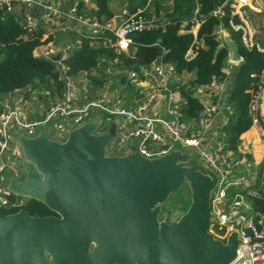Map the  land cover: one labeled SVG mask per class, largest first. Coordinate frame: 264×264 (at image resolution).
<instances>
[{
	"label": "built area",
	"instance_id": "obj_1",
	"mask_svg": "<svg viewBox=\"0 0 264 264\" xmlns=\"http://www.w3.org/2000/svg\"><path fill=\"white\" fill-rule=\"evenodd\" d=\"M19 1L28 3L32 0ZM64 1H68L67 17L72 25L86 32L90 38L105 33L111 34L116 51L126 50L130 36L135 32L156 27L163 28L167 23H175L174 20H167L166 17L177 0H161L160 4L166 11L155 13L151 4L148 11L136 9L134 12H129L121 9L107 20L85 15L94 0ZM191 1L189 6H186L184 1L179 2V10H181L177 14L178 32L192 33L193 42H197L194 34L201 15L198 14L197 0ZM257 1L229 0L228 13L222 5L215 6L210 13L219 22L214 27L212 35L219 45H224V39L230 35V32L237 33L243 47L254 48L262 54L264 62V46L254 41L253 29L246 16V9H253ZM0 9L9 11V0H0ZM188 14L190 17L184 19L183 16ZM224 17L227 18L226 24L222 21ZM18 19L28 31L34 30L38 25L27 15ZM73 45L46 43L35 51L39 57L51 61L52 57L58 54L57 60L52 61L55 63L56 81L52 78L47 79V85H42L38 96L31 99L38 117L27 118L23 114L22 109L27 103L28 91L20 88L15 94L9 95V92L0 94V206L11 209L13 211L10 213H14L24 210L23 207L28 200L26 196L8 189L9 182L20 183L25 177L23 163L26 160L20 147L15 143V138L19 136L33 138L45 130L49 140L63 142L71 130L88 121L97 120L95 134L104 133L108 125L114 121V134L106 146L113 152L121 153L128 141H136V146L130 147L128 153L136 150L142 157L150 159L171 150H179L189 155L188 161L209 169L216 176V181L210 191L207 232L221 243H225L227 237L235 233L238 241L235 257L228 264H264V213L252 202V198L264 201V164L261 166L259 182L263 188L260 191H247L246 178L254 175L249 170L250 165L253 171L255 170L254 163H248L247 154L236 159L231 154L225 153L223 150L225 141L216 136L215 130L204 144L205 136L210 132L211 120L216 114L223 112L225 117L233 116L227 97L220 94L221 83L231 78L236 64L230 58V51L227 49L219 75L212 76L209 83L204 86L206 90L202 91L211 99L201 101V109L197 117L185 122L180 111V99L166 87L167 82H173L174 86L184 83L176 77L172 64L159 58L152 61L150 63L152 79L146 84L145 91L140 89L136 72L126 70L125 75L119 74L116 77L117 81L120 75H124L134 89L136 88L137 94L143 93L137 102L129 107L128 102L134 98L133 93L126 92L124 85L120 92L115 91L111 85V77L107 76L111 74L115 76L121 72L120 69L106 72L107 75L102 78L103 83L100 90L94 93L95 96L94 94L87 96L86 93L81 95L85 92L82 89L85 75L68 74L64 63ZM193 54L194 51L191 49L186 52L188 57ZM101 72L98 70V74ZM121 87L120 85L118 88ZM162 92L165 93L162 101L165 116H150L148 110L153 107ZM261 106L264 107V80L256 81L249 90L248 100L251 124L256 127L258 137L264 141V115L259 114ZM155 123L160 124L163 135L154 129Z\"/></svg>",
	"mask_w": 264,
	"mask_h": 264
},
{
	"label": "water",
	"instance_id": "obj_2",
	"mask_svg": "<svg viewBox=\"0 0 264 264\" xmlns=\"http://www.w3.org/2000/svg\"><path fill=\"white\" fill-rule=\"evenodd\" d=\"M190 14L183 16L188 19ZM225 47L236 64V43ZM58 54L52 57L57 60ZM121 76L118 80L122 84ZM172 82H167L170 89ZM97 120L71 130L63 142L42 130L14 139L26 161L25 177L8 189L42 203L52 214L18 210L0 216V264H228L237 239L207 232L216 176L179 150L142 157L136 150L107 155L114 123L95 134ZM136 146V142H133ZM189 203L176 219L162 204L181 185Z\"/></svg>",
	"mask_w": 264,
	"mask_h": 264
},
{
	"label": "trees",
	"instance_id": "obj_3",
	"mask_svg": "<svg viewBox=\"0 0 264 264\" xmlns=\"http://www.w3.org/2000/svg\"><path fill=\"white\" fill-rule=\"evenodd\" d=\"M180 1H184L186 6L192 3L191 0L176 1L174 8L166 17L167 20H174V24L167 23L163 28L145 29L131 34L125 52L114 49L111 34L105 33L98 37L100 41L105 42L103 46H92L88 34L81 30L78 38L76 37L79 44L73 45L64 59L67 73L74 75L79 71H86L89 79L98 83L99 79L96 78L98 70H103L108 59L116 58L125 68L136 72L137 79H141L143 76L139 73L140 67L159 58L172 64L175 73L191 74L184 83L176 84L175 89L183 99L180 104L182 119L185 122L192 121L201 109L195 90L208 84L212 76L219 75L227 54L225 45H219L212 35L219 20L211 15L210 11L215 6L222 5L228 13L229 0H197L198 14L201 15L194 34L197 42H193L192 33L178 32L177 14L181 10H179ZM107 2L108 0H94L95 10H87L85 15L100 20L111 18L114 12L108 9ZM127 2V8L132 10L144 0ZM226 19V17L222 19L224 24ZM43 33V28L38 25L34 30L28 31L15 19V16L0 9V94L29 84L47 85L49 78L56 81L55 63L39 57L34 52L35 48L45 43L48 38L42 39ZM230 37L237 45L240 60L237 63V71L232 72L227 96L233 116H228L222 131L225 135L224 149L234 150L238 136L251 125L248 112L249 90L255 85L257 81L255 76L263 68L264 62L262 54L254 48L243 47L237 33L230 32ZM188 49L194 51L191 57L186 55ZM92 70L95 73H92ZM252 202L264 213L263 200L252 198ZM23 209L28 215L52 214L42 203L32 199L26 201ZM12 211L0 206V216Z\"/></svg>",
	"mask_w": 264,
	"mask_h": 264
},
{
	"label": "crops",
	"instance_id": "obj_4",
	"mask_svg": "<svg viewBox=\"0 0 264 264\" xmlns=\"http://www.w3.org/2000/svg\"><path fill=\"white\" fill-rule=\"evenodd\" d=\"M158 2H160V0H158ZM107 3H108V9L111 12H114L115 10L113 11V9H112L113 1L108 0ZM256 4L257 5L254 6L253 9H249V8L246 9V16L248 18V22H249L251 28L253 29L254 41H256L260 46H264V0H258ZM9 5H10V10L8 12L10 14H12L13 16H15V19L18 22L20 21L18 18L22 17L23 15H27L30 17V19L32 21L36 22L38 24V26H40V28H43L44 33L42 35V39H46V37H48L47 40L45 41V43H43V44L57 43V45H61V44L68 43V41H69L68 40L69 39L68 34L62 35L63 33L66 34L67 32L65 33V30H62L60 27H57V26H60V25H58L59 20H61L62 22H65L68 25H72L71 21L67 17L68 1H64V0H32L28 3H22L19 0H9ZM138 6L141 7V5H138ZM47 7H50V9L47 10L46 9ZM88 10H90V11L95 10L94 2H93V4L90 5ZM118 11H120V9ZM117 12L115 11L114 14ZM78 31L80 32L81 30H78ZM70 32H71V34L75 35V38H73V39H76L75 45H78L79 44V41L77 39L78 34L74 33L73 28L70 29ZM55 36H61L60 40L56 41ZM227 39H231L230 35L224 39V42ZM104 44H105L104 41H99V44L97 46H103ZM40 46H42V44L38 45L35 48L34 52L37 51V49ZM126 50H123L122 52H125ZM116 69H120L122 74H124L126 70H130L128 68H125L119 61L116 60V58H113V59H108L106 61V65L104 66L102 72L96 76V78L99 79L98 83H96L95 81H91L89 79V77L87 76L86 71L77 72L76 74H78V75H80V74L85 75L84 79L82 81V85H83L82 89L85 90V92H82L81 95H85V93L87 94V96H89V94H91V95H93L94 93L96 94L98 92V90H100V88H101L100 86L103 83L102 78L103 79L105 78V76L107 75L109 70L114 72ZM91 72L94 73V70H92ZM139 73L143 76V77H141V79H138L140 81V83H139L140 87H141L140 89L142 91H145L146 84L148 82H150L152 79V75L150 72V64L140 67ZM176 74H177L176 77L179 79L180 82H185L186 79L191 77V74L188 72H181V73H176ZM107 76L113 77L114 75L111 74V75H107ZM255 78L257 81L258 80H264V68L261 69L259 74L257 76H255ZM116 83L119 84L117 81V82H112L111 85L115 88V86L117 85ZM221 84H222V86H221L220 94L223 97H227L228 92H229V87H230V79H225ZM122 85L125 86L124 88H126V92H128L129 94L133 93L132 97H134V98L128 102V106L131 107L134 102H137L138 98L141 97L143 93L137 94L135 91L136 88L134 89L133 85H131V83L128 81V79H127V81L125 79L123 81ZM41 86H39V85L38 86L28 85V86L21 88V90L28 91L27 92L28 100L22 109L24 116L26 115L27 118H34V117L39 116L35 112V109L31 103V99L35 96L36 97L38 96V94H39L38 89H40L39 87H41ZM17 90L18 89L9 91V95L15 94L17 92ZM167 90H170L173 93H175L178 96V98L180 99L179 101L182 103L183 99L179 95V92L175 89L174 83H173L172 87L170 89H167ZM203 90H206L204 88V86L196 89L195 95L197 96V98L200 102L203 100L209 101L211 99V97L207 96L205 93H203L202 92ZM95 94H94V96H95ZM164 94L162 92L161 95L156 99V103L153 105V107H151L148 110V114L150 116H156V117H164L165 116V113L162 109V101L164 98ZM3 95H4V93H3ZM79 98H80V92H79ZM81 98H83V97H81ZM259 114L264 115V107L263 106H261ZM227 119H228V117H225V114L223 112H219L218 114H216L213 117V119L211 120V123H210V132L206 134L204 144H206L207 139L211 138L212 132L214 130H215L216 136L220 140L225 141V135L222 131V127L227 122ZM154 129L160 135H163L162 127L160 126L159 123H155ZM133 142L134 141H128V143L126 144V147L124 149H122V151H121V153L123 155L127 154L129 152L130 147H133V148L135 147L133 145ZM224 147H225V144L223 146V150L225 151V153L231 154V156H233V158H236V159H240L243 157L244 154H247L246 157H247L248 163H251V162H252V164L254 163L253 164L254 168H257V167L259 168L260 166H262L264 164V141L258 137L256 127L252 124L249 126V128L247 130H245L244 132H242L238 136L234 150H227V149H224ZM253 173H254L253 176L246 178V181H247L246 184L247 185L245 186V189L247 191H260V189L263 188V186L259 185L261 177L260 178L256 177L255 170L253 171ZM162 212L164 213L165 210L162 209Z\"/></svg>",
	"mask_w": 264,
	"mask_h": 264
},
{
	"label": "rangeland",
	"instance_id": "obj_5",
	"mask_svg": "<svg viewBox=\"0 0 264 264\" xmlns=\"http://www.w3.org/2000/svg\"><path fill=\"white\" fill-rule=\"evenodd\" d=\"M110 1H113L112 9H113V11L115 10L116 12L119 9L120 10L121 9H126L129 12H134V11H136L137 7H138L137 9H145L143 11H148L149 10V5H151V4L153 6L152 10L155 13H158L159 11L160 12L166 11L165 8L163 6H161L162 4H160L161 0H160V2H158V0H152V2H151V0H144V2L141 4V7L140 6H136L132 10H129L127 8V5H128L127 1L128 0H110ZM58 25H60V26H57V27H60L62 30H65V33L67 32L66 34L63 33L62 35H67L68 34V36H69L68 43L75 45L76 39H73V38H75V35L71 34L70 29L73 28L74 33H77V34L79 33L78 30H80V29H77L76 26H74V25H68L65 22H62L61 20H59ZM55 38H56V41H59L61 36H55ZM71 39H73V40H71ZM99 41L100 40H99L98 37H94V38H90V42L89 43L92 46H97L99 44ZM54 44L57 45V43H54ZM52 61H54V60H52ZM121 73L122 72H119L115 76L111 77L112 82H116L117 81L116 77L119 74H121ZM121 76H124V75H120V77ZM126 81H127V79H126ZM29 85L33 86V84H29ZM120 85H122V84H119V85L117 84L115 86L114 90L120 92L123 89V85H122L121 88H118V87H120ZM39 88H41V87H39ZM38 90L40 91V89H38ZM39 91H38V93H39ZM112 123H114V129H115V122L112 121ZM105 153L107 155H116V156L123 155L122 153L113 152L110 148H105ZM249 170H250V172H253V169H252L251 165L249 167ZM255 173H256V177L260 178L261 177V173H262V167L260 166L259 168L258 167L255 168ZM189 201H190V199H189V189H188L186 184H183L175 192L170 193L168 195L166 201L162 204V209L165 210V211L169 210L170 211V218L173 219V220H176L184 212V210L188 206Z\"/></svg>",
	"mask_w": 264,
	"mask_h": 264
}]
</instances>
